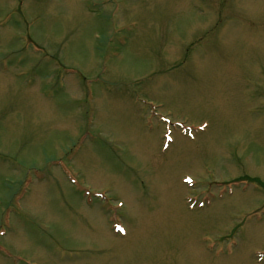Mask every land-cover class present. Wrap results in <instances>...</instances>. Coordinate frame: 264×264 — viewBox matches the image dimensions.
Segmentation results:
<instances>
[{
  "label": "rangeland",
  "instance_id": "374dc122",
  "mask_svg": "<svg viewBox=\"0 0 264 264\" xmlns=\"http://www.w3.org/2000/svg\"><path fill=\"white\" fill-rule=\"evenodd\" d=\"M0 264H264V0H0Z\"/></svg>",
  "mask_w": 264,
  "mask_h": 264
}]
</instances>
